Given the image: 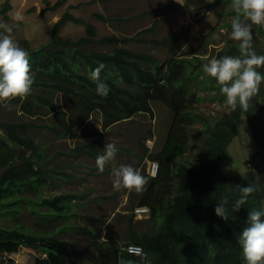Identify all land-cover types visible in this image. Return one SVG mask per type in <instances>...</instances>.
Here are the masks:
<instances>
[{"label": "trees", "instance_id": "trees-1", "mask_svg": "<svg viewBox=\"0 0 264 264\" xmlns=\"http://www.w3.org/2000/svg\"><path fill=\"white\" fill-rule=\"evenodd\" d=\"M9 7L6 4L2 10L3 23L8 20ZM67 22L79 24L80 20L65 14L53 27L51 43L40 48L32 49L28 41H16L19 47L29 53L33 85L31 94L25 99L15 98L9 103L11 107L20 110L23 116L32 119L37 117L43 121L47 113L55 111L54 97L63 94L66 105L76 112L79 119H89L92 114L97 113L104 129L129 120L138 113L153 115L151 101L163 104L174 114L163 148L148 156L150 160L159 163L156 178L144 175L148 183L140 192L141 199L138 203L139 206L150 208L148 228L135 232L131 228L134 214L118 216L127 218L130 223L128 242L125 245H138L142 247L143 254L140 257L130 256L122 251L119 242H114L102 252L101 258L100 255L99 258H88L83 250L70 242L39 236L27 231L24 226L6 228L0 225V255L9 247L32 248L44 255H55L52 248H59L94 264H120L122 260L131 264H245L239 243L241 231L247 226L251 210L264 211L263 84L261 83L247 112L238 105L235 111L221 115L219 120L213 122L192 113L193 104L205 98L187 92L190 79L203 71V60L200 59V63L196 65L189 59L173 57L166 65L160 66L155 57L126 48H116L110 54L51 50L53 45H70L58 37L59 28ZM14 31L15 29L13 33ZM86 31L87 37L79 41L82 46L91 43L96 35V28L92 25ZM261 34L264 36V32ZM133 41L169 47L168 39L161 42L136 38L120 40L112 36L104 38L101 43L115 46ZM238 50L234 45L230 50L220 53L216 59L238 56ZM256 54L264 55V50ZM100 64L104 67L99 79L110 89L107 96L98 95L96 82L90 79V74ZM82 68L86 71L82 72ZM206 81L211 86H204L203 89L220 90L214 78ZM259 99L262 101L261 106L258 105ZM61 115L64 117L59 127L43 125L56 136L67 137L70 125L65 119L66 114ZM74 117L72 116L73 119ZM243 119L248 121L253 130V138L260 146L249 162V165L254 164L256 172L259 171V181L251 182L241 176H231L222 167V162L229 156L230 143L240 135ZM29 120L0 122V131H3V134L0 133V218L16 216L20 211L19 206L26 205L32 215L40 218L39 221L44 224H38L40 228H50L62 223V230L65 229L68 218L74 216L72 202L78 196L61 194L51 198L42 195V190L51 185L53 178L67 180L72 177L45 168L48 147L46 144L39 145L35 137H32L33 130L38 126ZM195 121L201 122L204 127L202 133L205 141L196 146L200 147L201 157L197 162L180 161L185 158L184 152L189 147L186 130ZM100 146L99 141L79 145L72 149V155L96 159L101 154ZM255 156L258 157L257 162L253 161ZM237 185H252L255 191L238 211H233L234 203L240 197ZM132 196L135 197L136 194ZM225 197L229 201L225 206L227 220L214 212L217 203ZM92 245L97 251L108 246L99 242H93ZM34 264L51 263L48 258H40Z\"/></svg>", "mask_w": 264, "mask_h": 264}, {"label": "rangeland", "instance_id": "rangeland-1", "mask_svg": "<svg viewBox=\"0 0 264 264\" xmlns=\"http://www.w3.org/2000/svg\"><path fill=\"white\" fill-rule=\"evenodd\" d=\"M58 3L60 4L56 7ZM6 4L10 5L6 24L11 26L14 23L13 16L17 12L23 16V20L18 22L19 27L12 34L13 39L28 41L32 49L51 43L53 27L65 14L72 15L80 23L67 22L60 27L58 37L70 45H53L51 50L110 54L116 48H126L138 54L153 56L162 66L173 57L189 59L196 65L200 63V59L208 63L234 45L239 48V42L230 39L231 21L235 16L231 0H0V22L4 19L2 10ZM89 25L96 28V35L91 43L82 46L79 41L87 37L86 30ZM261 32H264V25L252 26V47L256 53L264 50V36ZM112 36L120 40L136 38L161 42L168 39L169 47L135 41L115 46L101 43L104 38ZM236 54L239 55V50ZM82 69V72L86 71L85 68ZM257 71L264 74V67ZM210 78L203 71L200 72L190 79L187 92L205 98L193 104L192 113L214 122L221 115L232 111L224 105L225 97L220 90L203 89L204 86H211L206 81ZM262 84L264 86V82ZM9 102L0 103V122L26 120L22 112L11 107ZM54 102V112L47 113L43 121L35 118L34 122L38 127L33 130L32 137H35L39 145L46 144L48 147L45 168L69 174L72 178H53L51 185L42 190V195L51 198L61 194L77 195L72 202L74 216L68 218L65 229L61 230L64 225L62 223L50 228H40L38 224L44 226L39 221L40 218L33 216L26 205H20L19 213L16 216L0 218V225L6 228L24 226L27 231L39 236L70 242L83 250L88 258L99 255L101 258L102 252L114 242L121 245L128 242L130 223L127 218L118 216H129L139 206L141 199V193L135 190L113 189L112 169L120 165H131L144 176L149 160L145 157L148 153L143 145L152 153L160 151L173 123L174 114L163 104L152 102L153 118L149 115H137L129 121L103 129L99 114L94 113L89 119H79L76 112L66 105L63 94L56 95ZM258 105H262L260 99ZM61 113L66 114L65 119L70 125L67 137H58L43 125L59 127L64 117ZM72 116H75L74 119ZM202 130L204 127L199 121L187 128L189 147L184 152L185 158L180 161H199L200 147L196 146L205 141ZM0 133L3 134V131ZM253 137L251 126L243 119L240 135L230 143L229 156L222 162L223 169L229 175L241 176L251 182L260 179L259 171L253 169L254 164L249 165L252 154L255 155L260 149ZM93 141L101 143V153L107 143L116 145L118 149L115 160L103 172L97 169L96 159L72 155L73 148ZM253 161L257 162L258 157L255 156ZM132 194L136 196L133 197ZM149 218L150 212L135 216L132 230L139 233L143 228H148ZM93 242L108 246L100 252L94 248ZM52 249L55 255H44L36 249L25 247L5 248L0 255V264H34L40 258H48L51 264H94L65 250Z\"/></svg>", "mask_w": 264, "mask_h": 264}, {"label": "clouds", "instance_id": "clouds-1", "mask_svg": "<svg viewBox=\"0 0 264 264\" xmlns=\"http://www.w3.org/2000/svg\"><path fill=\"white\" fill-rule=\"evenodd\" d=\"M231 6L235 16L231 21L230 39L239 42V55L223 56L219 59L213 58L202 65V70L209 77L214 78L220 86V91L225 97L224 105L227 108L235 111L239 105L243 111L247 112L252 104L253 97L256 96L261 83L264 82V74L257 71L258 68L264 67V55H257L252 47V26L264 25V0H231ZM22 20L23 16L20 12H17L13 16L14 23L11 26L0 22V103L9 102L15 98L23 100L31 94L33 79L30 74L29 53L18 46L12 35L13 30L19 27L18 22ZM103 67L104 65L100 64L99 67L93 70L90 79L96 82L97 94L107 96L110 89L106 83L99 79ZM152 102H150L151 108ZM137 115H149L153 118L154 112L153 115L138 113L135 116ZM27 118L26 116V120L22 121L35 120L34 118ZM143 146L148 153L145 157L149 160L148 169L144 175L156 178L159 174V163L149 159L148 156L152 152L145 144ZM117 152L116 145L112 143L105 144L102 153L97 155L95 160L97 169L103 172L105 167L115 160ZM154 163L158 165L156 175L151 174V167ZM112 176L115 191L135 190L136 192H142L148 183L147 178L131 165H120L113 168ZM236 187L239 189L240 197L235 201L233 211H238L255 191L252 185L246 187L237 185ZM228 203L229 201L225 197L217 203L214 209L215 214L225 220L228 219L225 207ZM139 208H146L148 209L147 213L150 212L149 207L138 206L132 214L135 216L145 215L146 213L138 215L136 210ZM262 217H264V211L251 210L247 226L241 231L239 243L242 247L245 264H264V219ZM124 246L126 245L123 244L122 247Z\"/></svg>", "mask_w": 264, "mask_h": 264}, {"label": "built area", "instance_id": "built-area-1", "mask_svg": "<svg viewBox=\"0 0 264 264\" xmlns=\"http://www.w3.org/2000/svg\"><path fill=\"white\" fill-rule=\"evenodd\" d=\"M158 171V165L157 164H152L151 167V174L152 175H156ZM148 209L146 208H139L136 210V212L138 213V215H141L143 213H147ZM123 252L135 256V257H139L143 254V249L142 247L138 246V245H128V246H124L122 247Z\"/></svg>", "mask_w": 264, "mask_h": 264}, {"label": "water", "instance_id": "water-1", "mask_svg": "<svg viewBox=\"0 0 264 264\" xmlns=\"http://www.w3.org/2000/svg\"><path fill=\"white\" fill-rule=\"evenodd\" d=\"M120 264H131V263L128 262V261H126V260H124V261H122Z\"/></svg>", "mask_w": 264, "mask_h": 264}]
</instances>
